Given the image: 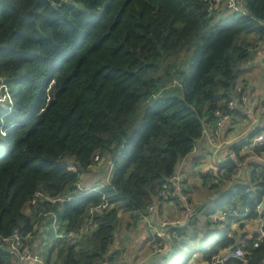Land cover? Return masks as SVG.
I'll use <instances>...</instances> for the list:
<instances>
[{"label": "trees", "instance_id": "16d2710c", "mask_svg": "<svg viewBox=\"0 0 264 264\" xmlns=\"http://www.w3.org/2000/svg\"><path fill=\"white\" fill-rule=\"evenodd\" d=\"M213 1L0 0V82L11 97L0 101V239L19 230L27 245L36 222L26 210L45 213L63 198L61 231L78 236L62 264L113 261L119 214L149 209L194 150L204 121L246 94L239 82L264 42V0H235L240 12L211 10ZM192 51L187 73L177 60ZM151 100L136 123V106ZM240 149L219 183L245 161ZM96 156L111 162V179L79 196ZM254 174V192L233 182L224 200L236 195L244 207H258L264 173ZM104 200L109 209L92 213ZM90 222L96 227L81 235ZM231 246L226 238L205 258ZM248 251L249 264H262L264 243L249 241ZM0 264L17 260L0 247Z\"/></svg>", "mask_w": 264, "mask_h": 264}, {"label": "crops", "instance_id": "0c3cea01", "mask_svg": "<svg viewBox=\"0 0 264 264\" xmlns=\"http://www.w3.org/2000/svg\"><path fill=\"white\" fill-rule=\"evenodd\" d=\"M239 87L245 88L247 104L238 107L236 113L232 114L231 123L221 130L217 139L212 137V129L216 121L206 119L203 123V134L196 142L194 150L177 167L176 171H180L182 177V194L171 202H162L157 198L152 204L153 211L147 209L145 212L119 214L121 223L108 253L113 261H117L118 264H165L167 260L173 259V264H209L205 256L218 242L229 238L234 241V246L241 240L254 243L264 232V201H261L255 209H250L244 207L239 197L234 194L229 201L223 198V195L231 189L233 182L243 183L250 193L256 190L257 185L253 183V178L254 173H264V150L260 154V159L245 160L238 170L242 178L235 181L228 178L227 182L222 180V183H219L218 179L229 160L228 147L246 142L249 144L251 134L260 130L264 132V113L260 111V106L264 105V42L258 44L254 55L244 66ZM210 139L216 144H221V147L216 150ZM99 161L80 177L79 183L89 189L90 193L102 190L112 176L111 170L109 172L111 162L108 160L109 174L106 177V174H100L98 170ZM98 175L101 177L98 178ZM218 183L216 188H211ZM259 183L260 181L257 182ZM70 200L71 197L65 199L66 202ZM212 202H215V206L213 210H209V214L199 213ZM61 203L64 202L53 201V205L48 206L45 213L36 214L34 217L36 236L27 238L29 249L39 255L42 264H49L48 259L46 261L43 259L41 250L48 243L51 248L47 247V249L55 254L59 264H62L63 256L69 248L67 243L74 244L76 239L71 238L78 236L74 232L61 231L63 225L60 217ZM187 207L192 210V215L183 223L172 225L165 230L171 243L173 242L170 250L164 254H154L152 243L156 229L153 226L159 228L163 221L182 219ZM219 217L222 218L215 223ZM208 218L211 222L207 220ZM95 227L92 224L90 229L93 230ZM80 234L86 235V229L80 230ZM231 247L222 249L219 253L228 251ZM174 250L176 254L173 255ZM198 251L201 253L198 254ZM249 260L247 263L241 262L249 264Z\"/></svg>", "mask_w": 264, "mask_h": 264}, {"label": "built area", "instance_id": "2783aa9c", "mask_svg": "<svg viewBox=\"0 0 264 264\" xmlns=\"http://www.w3.org/2000/svg\"><path fill=\"white\" fill-rule=\"evenodd\" d=\"M222 6H226L228 9L234 12H240L242 10L241 7L238 6L235 0H214L212 2V6L210 7V9L218 10ZM0 92L4 93L0 101L8 100L9 102H11V97L8 94V89L4 81L0 82ZM247 100L248 99L244 95L240 99H238V101H231L228 104V109L226 112L221 110L215 112L214 115L216 118V123H215V127L212 129V137L214 139H217L220 135L221 130L231 123L232 112L235 109H238V107L240 106H245L247 104ZM260 111L264 113V105L260 106ZM210 142L215 147L216 150H218L221 147V144H216L211 139ZM237 146L241 147L239 155L245 157V160H249L250 158L260 159V154H261L260 151L264 148V132H261V130L256 132L248 145L244 146V144H242ZM234 147L235 146L228 147L227 149L228 159H236L237 156ZM99 160H100L99 156H96L95 161H99ZM244 162L245 161L237 162L238 169L232 174H230L229 180L235 181L242 178V175L241 173L238 172V170L241 169V166ZM181 181H182L181 173L180 171L177 170L175 174L172 177H170L166 183L163 184L158 195L159 199L162 202H171L176 197L178 198L182 194ZM76 187L79 196H84L90 193V190L83 187L80 183H78ZM38 195L41 196L42 194L38 193ZM56 201H64V199L59 198ZM109 207L110 205L108 201L104 200V202L98 208L92 209L91 212L93 213L95 211H105L108 210ZM153 207L154 206L151 205L149 207V210L153 211L154 209ZM192 213H193L192 210L189 207H187L185 208L184 217L182 219H178L175 221H170V220L163 221L159 226V228L153 226V228L156 229L155 237L152 243V251L154 254L157 255L164 254L168 250H170L172 243L169 237L167 236V234L165 233V230L172 225H179L183 223L186 219H188L192 215ZM221 218L219 217L218 219H216L215 223H217ZM24 241H26V238L21 236L19 230H15L9 238L0 239V247L4 251H7L13 256H15L17 260V264H42L39 255L33 253L29 249V247L24 244ZM263 243H264V232L254 241L253 248H258ZM234 247H236L235 250L231 248L228 251L212 256L208 263L227 264L231 259H236L247 263L251 255V253L248 251V241L241 240ZM104 264H118V262L108 261ZM262 264H264V260L262 261Z\"/></svg>", "mask_w": 264, "mask_h": 264}, {"label": "rangeland", "instance_id": "374dc122", "mask_svg": "<svg viewBox=\"0 0 264 264\" xmlns=\"http://www.w3.org/2000/svg\"><path fill=\"white\" fill-rule=\"evenodd\" d=\"M241 3L243 4V0H241ZM241 3H239L240 5V7H241V9H242V5H241ZM192 56H193V51L191 52V53H189V52H185L184 53V58H183V53L180 55V57L178 58V60H177V64H179L183 59H184V64L182 65V66H178L179 68H183V70L185 71V72H189V69H190V66H191V62H192ZM173 92H175V94L177 95V96H180L181 95V93H182V91H181V89L180 88H176V89H173ZM9 99V98H8ZM153 103V101L151 100L150 102H147V101H141L137 106H136V108H135V110H134V113H133V115H132V118L133 119H135L136 120V123H140V121H141V119H142V117H143V114H144V112H145V110L147 109V107H149L151 104ZM97 167H98V170H100V174H102V173H104V174H106V177H107V174H109V172H110V168H109V172H108V160H107V158H104V160L102 161V159L99 161V162H97ZM98 178L99 177H101V175H98L97 176ZM214 206H215V202H212V203H210L209 205H207L205 208H203L199 213L200 214H203V213H207V214H209V210H213V208H214ZM26 213L27 214H30V215H32L33 217H35L36 216V214H40L41 215V213H38L37 211L35 212V209L33 208V209H31V208H28L27 210H26ZM123 213V212H122ZM125 213V212H124ZM206 216V215H205ZM206 217H208V216H206ZM196 219H197V217H196ZM209 222H211V219L210 218H208L207 219ZM92 225V224H91ZM91 225H89L88 226V228H86V231H88V232H90L91 231V229H90V226ZM183 233H185V231L183 232ZM47 247H49V243L46 245V247H44V248H42L41 250H42V257H43V259L46 261V259H48V262H49V264H59V261L56 259V257H55V254H52V253H50L49 252V250L47 249ZM49 248H51V247H49ZM176 250H174L172 253H173V255L174 254H176V252H175ZM201 252L200 251H198V254H200ZM55 258V259H54ZM51 262H50V261ZM165 260L166 259H164L163 260V262H165ZM168 262H166L165 264H173L174 263V261H173V259H171V260H167Z\"/></svg>", "mask_w": 264, "mask_h": 264}, {"label": "water", "instance_id": "95a60500", "mask_svg": "<svg viewBox=\"0 0 264 264\" xmlns=\"http://www.w3.org/2000/svg\"><path fill=\"white\" fill-rule=\"evenodd\" d=\"M236 249V247H233V250H235Z\"/></svg>", "mask_w": 264, "mask_h": 264}, {"label": "bare ground", "instance_id": "6f19581e", "mask_svg": "<svg viewBox=\"0 0 264 264\" xmlns=\"http://www.w3.org/2000/svg\"><path fill=\"white\" fill-rule=\"evenodd\" d=\"M95 191V190H94ZM173 243V242H172Z\"/></svg>", "mask_w": 264, "mask_h": 264}]
</instances>
